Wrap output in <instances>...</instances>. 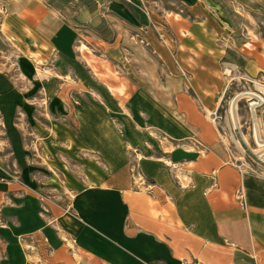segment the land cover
<instances>
[{"label": "crops", "instance_id": "1", "mask_svg": "<svg viewBox=\"0 0 264 264\" xmlns=\"http://www.w3.org/2000/svg\"><path fill=\"white\" fill-rule=\"evenodd\" d=\"M263 14L264 0H0V168L10 153L29 166L26 185L0 181V264H33L35 247L53 264H264V181L239 177L204 112L227 66L262 70L243 50L264 48ZM26 75L62 114L38 154L70 201L32 178Z\"/></svg>", "mask_w": 264, "mask_h": 264}, {"label": "rangeland", "instance_id": "2", "mask_svg": "<svg viewBox=\"0 0 264 264\" xmlns=\"http://www.w3.org/2000/svg\"><path fill=\"white\" fill-rule=\"evenodd\" d=\"M245 9L246 8L244 7V10H242V14H243L242 16L246 17L253 23L254 18L249 17ZM259 23H260L259 27L262 26L261 28L263 29L264 28V14L262 15V19L260 20ZM259 27L257 26V28ZM160 34L161 35L164 34V37L169 35L167 28L165 29L164 33L161 30ZM262 46L264 45L262 44ZM243 51L248 57L254 59L258 63V65L261 67L262 70L257 71L255 75H251L247 71L242 72L240 69L235 70L231 66H227L223 70V74L228 68H231L233 71L232 75L235 77L241 78L242 75L246 73L248 76H250L253 79L260 78L264 80V48H256V46H253V47L251 46L250 48H245V50ZM4 73L5 74L7 73L8 75L13 74L12 72H6V71ZM227 79L229 80L230 76L227 77ZM29 81L31 82L30 85L28 86L25 85L21 87V90L24 91L25 94L27 92L31 93L32 94L31 97L33 98L31 102L28 103L30 107L26 108L27 115L22 121L23 123L22 125L26 127V132H27V127L29 126V129L31 130V132L28 133L27 135L24 134L22 141L25 142V148H26L25 155L31 157L29 169L35 175V176H32V178L36 179L34 183L38 185L39 187H41L37 191L39 195H41L42 197L48 198V199L50 198L55 201L62 200V199H64L65 201H70L72 199V196L70 192L64 187L65 183L63 182V180L59 178L60 174H57V175L54 174V173H58L57 172L58 169L54 168V166L52 167V164L48 161L46 157L41 159V156H40L41 154L40 155L38 154L39 151L41 153L42 149H44L43 141H48V139H51V135H52L51 130H52L53 124H55V122L62 119V114L56 105L54 106L51 102L44 101L42 99L39 100L36 97L38 95V85L35 84L31 78L29 79ZM167 81L170 85L172 84L173 86H175L176 89H173V91H176L178 93L179 98H183L184 95H183V92H181V87L183 84L182 78L179 80H176L172 77H167ZM159 87L160 89H162L161 83H159ZM167 88L169 89L170 87H167ZM188 89H191V87H189ZM189 92H192V89ZM171 96H172V92L167 93V96H166L167 99H164V101L170 108L174 109L173 104L171 102ZM186 99L190 101L191 105L189 106L193 110V113H196L199 119L203 120L205 125L208 127V130H211L210 132L212 136L210 135L208 140H210L213 144V147L217 149L219 153H221V149H219V146L217 145V141H216L217 132L214 130V128L207 125L206 121L204 120L203 115L201 114V112L198 111L199 106L197 107L196 103L193 100H191L190 97H186ZM222 104L225 105L226 103H222ZM237 105H238V111H239L240 117L244 118L245 113H246V105L243 104V102H239ZM228 107L229 105L227 106V110H228ZM224 114L226 117V113ZM45 129L50 130V132L48 133V131H45ZM48 136L50 137L48 138ZM4 152H6V150ZM46 152H47V149H46ZM46 154L47 156L48 155L50 156L49 152L45 153V155ZM37 158L39 159L37 160ZM11 159H12V156L10 153L8 161L4 163L5 166L0 168L3 171V176H0V181L13 182L15 180V181H20L21 184H25L24 180L21 179L22 172H23L22 170L25 168H28L29 166H23V167H19L16 165L13 166ZM214 159L217 161L216 162L217 166L222 164L216 158ZM64 166H66V169L73 171L75 175H78L79 177L80 175H82V171H83L82 165L80 166L75 163H71V164L65 163ZM228 171L231 172L232 170L231 171L228 170ZM59 172H61V169L59 170ZM50 174L54 175V178H55L54 180L50 181V179H48L50 177ZM62 187H64L65 190ZM2 195H3L2 192H0V198H2ZM36 249L39 250V248L38 247L34 248V251L37 253V256L34 253L35 258H38V259H35V261H33V264H53L50 262L51 261L50 253L47 249H44V250L42 249L43 250L42 252L40 251L37 252ZM69 264H73V263H69Z\"/></svg>", "mask_w": 264, "mask_h": 264}, {"label": "built area", "instance_id": "3", "mask_svg": "<svg viewBox=\"0 0 264 264\" xmlns=\"http://www.w3.org/2000/svg\"><path fill=\"white\" fill-rule=\"evenodd\" d=\"M158 35L162 40L165 38L164 34ZM227 70L224 74L230 79L221 101L214 110L205 109L204 112L217 129L228 156L227 162L236 169L239 177L250 176L264 181V80L253 79L246 73L238 78L232 75L231 68ZM239 102L246 105L244 118L239 115ZM237 192L245 206L246 193L242 187Z\"/></svg>", "mask_w": 264, "mask_h": 264}, {"label": "bare ground", "instance_id": "4", "mask_svg": "<svg viewBox=\"0 0 264 264\" xmlns=\"http://www.w3.org/2000/svg\"><path fill=\"white\" fill-rule=\"evenodd\" d=\"M233 110H234V108H233Z\"/></svg>", "mask_w": 264, "mask_h": 264}]
</instances>
